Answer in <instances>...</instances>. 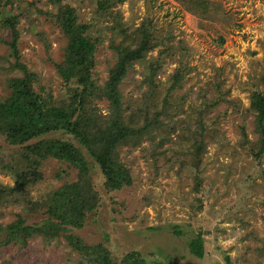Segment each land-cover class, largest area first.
Masks as SVG:
<instances>
[{
	"label": "rangeland",
	"instance_id": "374dc122",
	"mask_svg": "<svg viewBox=\"0 0 264 264\" xmlns=\"http://www.w3.org/2000/svg\"><path fill=\"white\" fill-rule=\"evenodd\" d=\"M114 1H62L75 9L77 22L88 25L86 34L98 38L90 68V78L99 89L90 95L95 117L106 114L100 90L114 62L109 43L119 40L110 26L122 22L130 32L150 22L151 33L162 43L128 69L119 85L120 102L123 109L135 108L153 85L157 101L172 104L168 110L172 122L164 134L152 128L136 144L116 147V159L130 177V184L118 190L106 189L103 176L80 144L68 134H53L84 153L98 198L84 225L73 232L86 243H100L118 264L128 251L136 252L147 264H264V151L258 158L253 156L251 146L257 135L249 109V95L253 91L264 94V0H208L206 6L180 0ZM4 2V14L21 12L16 23L17 48L20 62L35 74L34 91L48 94L56 103L67 100L70 93L54 65L65 46L53 16L55 5L46 0ZM10 39L8 30L0 27V99L8 92L6 79L21 75L10 68L13 58L4 43ZM156 60L157 71L144 82L149 75L147 65ZM177 69L182 70V81L170 88ZM201 93L219 100L206 107ZM123 113L128 115V111ZM198 120L204 146L195 161L190 134ZM15 148L0 136L3 154ZM39 169L43 178L28 187L33 201L76 179L74 169L54 158L44 159ZM196 176L198 189H194ZM0 182L11 185L12 178L0 172ZM28 211L22 205L0 207V227L13 221L15 214L26 223L46 218L41 208L38 214L30 207ZM197 232L203 238L202 258L187 248ZM0 264L80 263L63 238L46 240L34 235L24 248L0 246Z\"/></svg>",
	"mask_w": 264,
	"mask_h": 264
},
{
	"label": "trees",
	"instance_id": "16d2710c",
	"mask_svg": "<svg viewBox=\"0 0 264 264\" xmlns=\"http://www.w3.org/2000/svg\"><path fill=\"white\" fill-rule=\"evenodd\" d=\"M0 0V27L8 30L11 39L4 41L13 58L10 68L17 69L21 75L8 77L5 87L8 92L0 99V136L9 146L16 147L12 153L0 151V172L11 176L12 184L0 182V207L22 205L24 212L40 213L43 210L46 218L33 223H26L24 217L15 214V219L0 227V246L17 244L24 248L34 235L50 240L56 237L64 239L65 244L78 256L80 264H118L111 259L109 251L100 243L89 244L76 235L73 230L84 225L88 212L95 208L98 198L90 180L89 166L86 157L71 141L58 135L68 134L84 148L89 159L104 178L106 189L118 190L130 184L127 168L116 158L115 149L121 144H136L142 135H148L153 128L157 134H164L172 122L168 114L172 106L165 99L160 102L155 97L153 85L143 100L136 102L135 108H122L119 85L125 78L128 69L140 62L145 53L162 42L156 40L150 31V22L142 23L128 32L122 22L110 26L112 35L119 37L118 43L110 41L109 46L114 53V62L108 77L101 88L102 98L106 101V114L98 123L94 105L90 101L94 90H99L90 78L93 65V53L98 38L86 34L88 25L76 20L75 9L62 3L63 0H46L55 5L56 25L65 38V46L59 63L55 69L62 79L63 87L70 93L67 100L58 103L46 94L34 91L32 83L35 74L20 62L17 48L18 31L16 28L18 14H4ZM115 0L114 2H121ZM207 5L208 0H180ZM4 3L11 4L10 0ZM38 13H44L37 9ZM149 75L144 82H149L155 74L159 63L149 62ZM182 70L172 75L169 87L180 84ZM77 85L72 87L73 85ZM203 98V94L201 93ZM203 98L204 106L215 104L218 100ZM249 109L254 113L253 131L257 135L252 144L253 156L258 158L264 151V94L253 91L249 95ZM123 111H128L124 117ZM164 118L161 119L160 117ZM196 122L190 136L194 137L192 156L195 161L204 146L203 127ZM217 134L216 130H210ZM58 134L53 136V134ZM156 134V135H157ZM243 137L246 134L243 133ZM153 140V138H152ZM46 158L63 161L75 170L76 179L50 189L43 199L34 200L28 194V187L39 182L43 176L39 169ZM196 167V166H195ZM200 179L195 177V188L198 189ZM264 210V208H263ZM264 222V215L262 216ZM175 228V227H174ZM202 233L197 232L187 242L191 255L202 258L204 255ZM121 264H147L134 251L123 255ZM155 264H171L158 261Z\"/></svg>",
	"mask_w": 264,
	"mask_h": 264
}]
</instances>
